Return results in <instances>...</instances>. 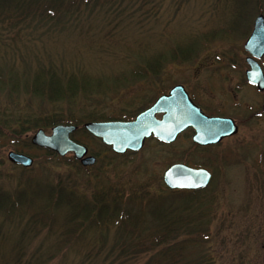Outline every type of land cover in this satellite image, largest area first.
<instances>
[{
  "label": "rangeland",
  "instance_id": "rangeland-1",
  "mask_svg": "<svg viewBox=\"0 0 264 264\" xmlns=\"http://www.w3.org/2000/svg\"><path fill=\"white\" fill-rule=\"evenodd\" d=\"M21 2L37 3V11L13 19L22 9L13 0L3 10L14 13L0 16V110L74 119L72 138L97 160L83 167L73 154L60 159L31 141L21 150L34 159L26 168L9 160L17 148L0 134V197L28 196L10 218L0 216V264H9L17 251L24 261L42 256L39 264H264V91L246 79L244 49L255 18L264 15V0H79L54 17L41 14L46 0ZM191 44L195 56L174 59ZM163 55L158 74L134 75ZM260 64L264 70V57ZM40 71L56 72L64 84L86 78L92 89L74 101L53 102L25 88ZM175 84L209 114L233 118L237 134L203 147L188 130L172 143L150 138L140 151L118 155L84 127L93 116L136 115ZM176 163L206 168L213 177L198 196L204 205L197 227L171 235L149 206L177 198L163 180ZM55 189L82 202L109 191L107 201L130 209L129 224L108 223L107 215L103 224L76 225L72 208L48 197ZM159 194V202L150 201ZM161 234L164 240L154 245Z\"/></svg>",
  "mask_w": 264,
  "mask_h": 264
},
{
  "label": "water",
  "instance_id": "water-1",
  "mask_svg": "<svg viewBox=\"0 0 264 264\" xmlns=\"http://www.w3.org/2000/svg\"><path fill=\"white\" fill-rule=\"evenodd\" d=\"M249 54L246 62L248 82L264 91V70L259 60L264 56V15L259 14L254 21L251 34L244 45ZM157 114H163L158 118ZM86 130L112 148L117 154L127 151H140L146 139L154 136L166 143L174 142L178 135L192 127L195 130L193 141L206 146L220 143L224 138L237 134L238 125L232 118L210 117L189 97L183 85L173 87L168 95L160 97L148 110L130 121H89L84 124ZM78 129L73 124H57L50 133L37 130L32 136V144L48 149L64 157L73 153L84 166H91L96 157L88 155L86 145L72 139ZM11 162L29 168L34 159L26 153L11 150L8 153ZM164 183L172 190H197L207 187L212 173L205 168H194L183 163L170 166L163 175Z\"/></svg>",
  "mask_w": 264,
  "mask_h": 264
},
{
  "label": "trees",
  "instance_id": "trees-1",
  "mask_svg": "<svg viewBox=\"0 0 264 264\" xmlns=\"http://www.w3.org/2000/svg\"><path fill=\"white\" fill-rule=\"evenodd\" d=\"M13 0H0V8L3 10L4 5L13 4L11 3ZM79 0H69V2H65L62 0V7L59 5L60 2L57 0L54 2L50 0H46L45 4L40 3L43 7L41 14L46 15L48 17H54L57 14V11L60 9L65 8L68 6L65 3L69 4H76ZM84 3H87L91 0H81ZM143 2H147V0H142ZM15 2H20L22 8L19 12H10L6 11L1 13L0 16L3 19H7L8 15L6 13L10 12L9 14H13V19L20 20L23 18L24 15L37 11L34 10V5L37 3L30 2L29 4L22 3L21 0H15ZM44 3V2H43ZM20 6V5H19ZM39 11L41 9L39 8ZM38 11V12H39ZM67 11V10H66ZM181 50V49H180ZM197 47L191 44L186 46L183 50L177 51L173 53L175 60H181L182 62L189 61L195 54L197 53ZM166 61L165 56H161L158 59H155L153 65L154 67H146V70H138L134 73L135 76H147L151 74H158L156 67L162 65ZM54 72V71H53ZM54 73H44V71H40L36 73L33 79H28L26 82L25 88L30 89L33 94H36L40 97H46L47 99L57 102L62 100H68L69 102L74 101L77 94L83 93L87 94L91 91V82L84 78L81 80H77L76 78H69L68 81L64 84L62 80L55 75ZM16 80H15V79ZM14 78H11V83H13L14 88H18V78L17 75H14ZM104 117H100L103 120ZM93 120L98 119L96 116H93ZM62 123H75L77 124L74 119L63 118L62 116H58L56 114H51L49 116H41L40 114H36L35 112L30 113H18V114H7L5 110H0V134L7 136L10 139L14 140V145L17 148V151H21L24 148H28L32 146L31 138L28 136L30 131L40 129V128H49L53 127L57 124ZM48 151V154L53 156H58L56 153L52 151ZM62 159V157L60 158ZM202 190H171L170 192L174 193L177 198L174 201L162 200L161 206L150 207L149 209L152 210L156 215H153L157 219H153L158 225L163 226L165 229L163 230L166 234L174 235L173 233H181L186 232V230H190L191 227H197L198 223L202 219L203 209L201 206L204 204L203 201L198 197L199 194L203 191ZM117 192V193H116ZM112 191V193L118 198L120 196L118 191ZM179 193V194H177ZM110 192L104 191L101 193L100 197H95L91 201L82 202L81 200L78 201L76 197L68 196L65 197L61 190H54L48 194V197L53 200L56 204L66 203L72 208V221L76 223V225H81L83 223L92 222L94 219L97 224L102 222L104 218L108 215V223H113L114 225H124L129 224L130 218V209L129 208H121L118 202L115 200L114 202L108 200ZM15 198H6L0 197V216L10 218L15 211L23 205L25 201H27L28 196L23 198L22 195L18 199ZM161 194L153 196L150 198V201H157L159 202ZM106 199V200H105ZM24 201V202H23ZM107 209V210H106ZM104 211H108L107 213L110 214H103ZM99 213V214H98ZM103 214V215H101ZM94 215H97L94 217ZM100 215V216H98ZM93 218V219H92ZM49 221V220H48ZM38 222V221H37ZM41 225L43 226L42 222L40 221ZM99 223V224H100ZM103 224V223H101ZM75 226V225H74ZM125 226V225H124ZM77 227V226H76ZM1 231V228H0ZM190 233V231H188ZM132 237L133 234H131ZM136 236V235H135ZM136 237H140L137 235ZM165 236L161 234L159 238L155 237L156 243L162 242ZM139 239H137L138 241ZM140 242V241H138ZM160 244V243H159ZM144 248L148 249V247ZM22 251H17V255L9 264H39L40 258L42 256L38 255L35 256L32 261H24L23 256L21 254ZM167 264V263H166Z\"/></svg>",
  "mask_w": 264,
  "mask_h": 264
},
{
  "label": "flooded vegetation",
  "instance_id": "flooded-vegetation-1",
  "mask_svg": "<svg viewBox=\"0 0 264 264\" xmlns=\"http://www.w3.org/2000/svg\"><path fill=\"white\" fill-rule=\"evenodd\" d=\"M176 85H180V84H175L174 86H172L170 89H169V91H166V92H163V90L161 91V93L159 94V95H157L156 97H154L153 98V100H151L152 102L149 104V105H147L144 109H142L141 111H139L136 115H133V116H131V117H127V118H120V117H118V118H109V119H104V120H100V121H113V120H118V121H129V120H133L134 118H136L139 114H141L142 112H144V111H146V110H148L149 108H151L156 102H157V100L160 98V97H162V96H164V95H168L169 93H170V91H171V89L173 88V87H175ZM250 85H252V84H250ZM252 86H254V85H252ZM185 87V86H184ZM254 87H256V86H254ZM257 88V87H256ZM186 89V88H185ZM258 89V88H257ZM259 90V89H258ZM186 91H187V93H188V95H189V97L191 98V100L196 104V105H198L202 110H203V112L207 115V116H210V117H228V116H222V115H214V114H209L207 111H205V109H204V107L193 97V96H191V94L189 93V91L186 89ZM260 91V90H259ZM263 92V91H262ZM157 117L158 118H162L163 117V114H157ZM228 118H231V117H228ZM233 119V118H232ZM234 120V119H233ZM191 131V132H193V135H194V133H195V130L192 128V127H190V128H188L186 131ZM186 131H184V132H186ZM183 132V133H184ZM180 136V135H179ZM178 136V137H179ZM177 137V138H178ZM230 137V136H229ZM153 138V137H152ZM226 138H228V137H226ZM226 138H224V139H226ZM223 139V140H224ZM222 140V141H223ZM221 141V142H222ZM220 142V143H221ZM195 143V142H194ZM220 143H218V144H220ZM195 144H197V143H195ZM197 145H199V144H197ZM214 145H217V144H212V145H206V146H203V147H211V146H214ZM199 146H202V145H199ZM128 153H135V152H131V151H128L126 154H128ZM196 168H202V167H196Z\"/></svg>",
  "mask_w": 264,
  "mask_h": 264
}]
</instances>
